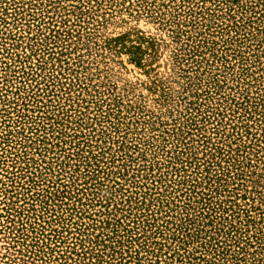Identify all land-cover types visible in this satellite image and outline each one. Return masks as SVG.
Wrapping results in <instances>:
<instances>
[{
	"label": "rangeland",
	"instance_id": "rangeland-1",
	"mask_svg": "<svg viewBox=\"0 0 264 264\" xmlns=\"http://www.w3.org/2000/svg\"><path fill=\"white\" fill-rule=\"evenodd\" d=\"M0 264H264V0H0Z\"/></svg>",
	"mask_w": 264,
	"mask_h": 264
}]
</instances>
